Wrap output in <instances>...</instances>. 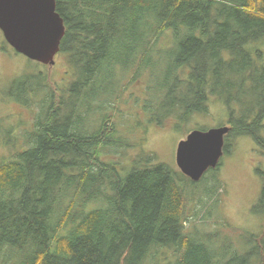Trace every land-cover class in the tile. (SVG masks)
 <instances>
[{
    "label": "trees",
    "instance_id": "obj_1",
    "mask_svg": "<svg viewBox=\"0 0 264 264\" xmlns=\"http://www.w3.org/2000/svg\"><path fill=\"white\" fill-rule=\"evenodd\" d=\"M56 4L66 26L60 52L73 80L60 96L42 73L10 89L20 103L31 107L35 99L40 112L22 150L0 158V264H264V233L242 232V245L229 243L227 252L218 232L198 229L219 209L222 159L195 182L177 167L154 163L153 153L129 167L109 158V147L117 150L124 140L111 99L97 101L103 92L96 90L100 76H116L118 62L137 72L162 68L161 97L144 107L149 121L180 127L208 114L214 97L229 112L224 156L241 136L264 151V0ZM169 31L172 46L161 65L163 51L155 47ZM85 95L98 102L96 126L84 123ZM257 171L262 190L254 210L263 212L264 171Z\"/></svg>",
    "mask_w": 264,
    "mask_h": 264
},
{
    "label": "rangeland",
    "instance_id": "obj_2",
    "mask_svg": "<svg viewBox=\"0 0 264 264\" xmlns=\"http://www.w3.org/2000/svg\"><path fill=\"white\" fill-rule=\"evenodd\" d=\"M172 35V31H169L164 36V40L159 41L155 47L157 51H163L160 58L161 65L165 62L166 50L172 46ZM123 55L122 60L125 58ZM133 67L132 65L126 70V67H122V64L118 62L116 76L105 74L100 76V81L96 84L97 92H103L97 101L106 102L111 99L109 112L113 114L118 136L124 140L117 150H112V146L109 147L111 151V154L107 153L109 158L119 160L129 167L144 155L153 153L156 156L154 163H166L178 168L177 146L190 131L229 125L228 110L214 97L211 99L208 114H196L180 127L175 126V123L171 121L166 126L149 121L150 115H147L144 107L146 104L149 106L152 103L155 104L156 99L161 97L160 83L164 79L160 71L162 68L154 69L150 73L144 68L137 72ZM38 73L46 76L44 83H47L46 85L53 89L57 96L62 95L73 80V68L68 55L59 52L53 65L31 60L16 52L0 30V158L6 155L12 157L14 153L20 152L24 138L30 137L31 129L35 130L36 117L40 112L39 103L34 99L31 106L34 109L31 110L30 105L16 101L15 94L9 96V92L16 91L23 84L25 85L26 77L35 76ZM135 75L137 79H134ZM11 88L13 91L10 90ZM40 92L42 93V90ZM37 97L39 101L42 99L40 96ZM115 97V102H112ZM89 98V95H85L82 99L86 100L81 99L83 111L94 112L95 115L90 117L89 113L84 123L94 126L100 118L96 107L98 102ZM65 99L68 103L75 101L68 94H65ZM9 128H13L16 134L12 132L11 141L7 142ZM25 130L27 131L23 137L17 136L22 135ZM232 145L231 152L223 156L220 166V178L225 188L220 198L219 209L211 214L212 220L209 221L211 223L205 228L197 222L199 218L196 221L199 224L198 229L218 232V245L222 247L220 250L227 252L231 249L229 243L233 246L242 245L244 242L241 237L242 232L264 233V211L254 210L262 190V176L257 169L264 171V151L259 149L254 140L248 136L234 138ZM127 170L129 169L122 172L126 175ZM191 199H193L191 206L197 207L199 195L191 196ZM171 255L174 256L175 253Z\"/></svg>",
    "mask_w": 264,
    "mask_h": 264
},
{
    "label": "water",
    "instance_id": "obj_3",
    "mask_svg": "<svg viewBox=\"0 0 264 264\" xmlns=\"http://www.w3.org/2000/svg\"><path fill=\"white\" fill-rule=\"evenodd\" d=\"M0 30L16 52L53 65L66 26L56 0H0ZM230 129V125H221L190 131L177 146L178 168L193 181L201 180L210 168L220 164Z\"/></svg>",
    "mask_w": 264,
    "mask_h": 264
}]
</instances>
